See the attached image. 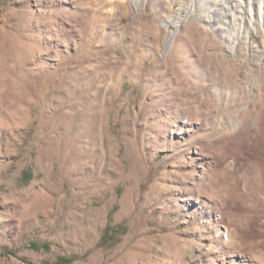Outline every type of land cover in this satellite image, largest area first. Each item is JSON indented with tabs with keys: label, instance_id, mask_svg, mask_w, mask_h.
I'll return each instance as SVG.
<instances>
[{
	"label": "rangeland",
	"instance_id": "374dc122",
	"mask_svg": "<svg viewBox=\"0 0 264 264\" xmlns=\"http://www.w3.org/2000/svg\"><path fill=\"white\" fill-rule=\"evenodd\" d=\"M0 264H264V0H0Z\"/></svg>",
	"mask_w": 264,
	"mask_h": 264
},
{
	"label": "trees",
	"instance_id": "16d2710c",
	"mask_svg": "<svg viewBox=\"0 0 264 264\" xmlns=\"http://www.w3.org/2000/svg\"><path fill=\"white\" fill-rule=\"evenodd\" d=\"M60 260H62V258Z\"/></svg>",
	"mask_w": 264,
	"mask_h": 264
}]
</instances>
